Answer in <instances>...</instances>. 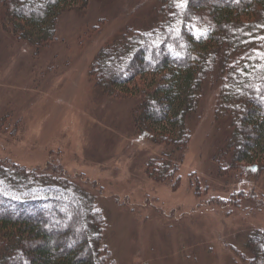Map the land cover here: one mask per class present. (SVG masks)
<instances>
[{"label": "rangeland", "instance_id": "1", "mask_svg": "<svg viewBox=\"0 0 264 264\" xmlns=\"http://www.w3.org/2000/svg\"><path fill=\"white\" fill-rule=\"evenodd\" d=\"M160 19V0H94L63 13L39 49L5 29L0 0V159L63 168L104 213L116 264H248V237L264 232V174L219 162L231 131L214 77L188 121L179 181L158 184L146 165L165 147L137 134L138 103L106 96L91 76L102 48Z\"/></svg>", "mask_w": 264, "mask_h": 264}, {"label": "trees", "instance_id": "2", "mask_svg": "<svg viewBox=\"0 0 264 264\" xmlns=\"http://www.w3.org/2000/svg\"><path fill=\"white\" fill-rule=\"evenodd\" d=\"M92 1L3 0L4 26L44 48L63 13ZM160 17L102 48L91 69L103 94L138 103L137 134L165 147L147 163L148 178L179 181L192 139L188 121L213 77L216 116L231 131L219 162L264 174V0H160ZM105 224L94 197L63 168L0 159V264H116L104 246ZM247 248L248 264H264L263 231L249 235Z\"/></svg>", "mask_w": 264, "mask_h": 264}]
</instances>
